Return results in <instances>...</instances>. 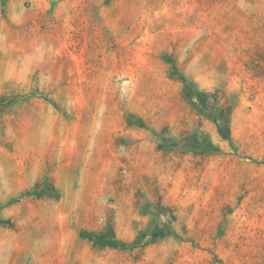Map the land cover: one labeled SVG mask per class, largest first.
I'll list each match as a JSON object with an SVG mask.
<instances>
[{
    "label": "rangeland",
    "instance_id": "1",
    "mask_svg": "<svg viewBox=\"0 0 264 264\" xmlns=\"http://www.w3.org/2000/svg\"><path fill=\"white\" fill-rule=\"evenodd\" d=\"M0 264H264V0H0Z\"/></svg>",
    "mask_w": 264,
    "mask_h": 264
},
{
    "label": "trees",
    "instance_id": "2",
    "mask_svg": "<svg viewBox=\"0 0 264 264\" xmlns=\"http://www.w3.org/2000/svg\"><path fill=\"white\" fill-rule=\"evenodd\" d=\"M94 241L99 242V239L95 238Z\"/></svg>",
    "mask_w": 264,
    "mask_h": 264
}]
</instances>
